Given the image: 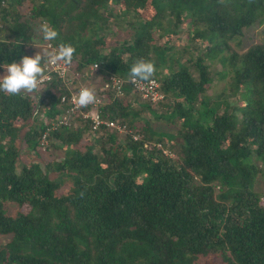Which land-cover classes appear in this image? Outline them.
<instances>
[{"label": "trees", "instance_id": "obj_1", "mask_svg": "<svg viewBox=\"0 0 264 264\" xmlns=\"http://www.w3.org/2000/svg\"><path fill=\"white\" fill-rule=\"evenodd\" d=\"M43 22L59 32L47 44L76 52L68 81L0 92V264H264V0H0V76L45 47ZM258 25L260 40L232 48ZM140 58L161 100L129 84ZM214 60L230 74L210 98ZM70 86L93 89L102 102L83 111L125 131L67 114Z\"/></svg>", "mask_w": 264, "mask_h": 264}, {"label": "clouds", "instance_id": "obj_2", "mask_svg": "<svg viewBox=\"0 0 264 264\" xmlns=\"http://www.w3.org/2000/svg\"><path fill=\"white\" fill-rule=\"evenodd\" d=\"M39 32L42 41L46 44L59 39V32L48 22L40 24ZM75 52L76 49L72 44L60 42L53 47L40 48L34 57L25 55L19 62L2 65L6 74L0 76V92L12 96L36 92L46 79L45 65L55 66L61 62L69 65ZM155 72L156 68L152 62L140 58L132 64L128 75L132 81H150ZM73 100L77 107L86 108L95 103L96 95L93 89L82 87Z\"/></svg>", "mask_w": 264, "mask_h": 264}, {"label": "built area", "instance_id": "obj_3", "mask_svg": "<svg viewBox=\"0 0 264 264\" xmlns=\"http://www.w3.org/2000/svg\"><path fill=\"white\" fill-rule=\"evenodd\" d=\"M45 47H52L50 44H45ZM97 64H93L91 67L92 69H96ZM70 66L63 64L61 62L58 65L55 66H49L45 65V73H46V79L43 80L41 84H44L48 81L51 80L53 76L59 77V78H64V79H69L68 75L70 74ZM123 83V80L118 77H111L108 82L104 84L105 88L111 89L114 93L115 96L122 95V90H121V85ZM129 84L131 85L132 89L136 92L142 95L143 98H149L151 101H158L162 99V95L157 92L158 88V83L156 82L155 79L151 78L150 81H142V80H136L132 81L129 80ZM71 87V86H70ZM82 87L80 86L78 89H75L73 91L72 87L68 89V95H64L61 97V102H65L68 104L69 108L67 110V114L73 112L74 110L81 112L82 114V119H89L91 121V130L92 131H97L98 129L101 128V126H104V128L107 129H114L116 132H122L125 131L126 127L125 125L118 124L115 121L108 120L101 118L97 112H90V113H85L82 108H79L75 105L73 97L76 96L79 92V90ZM102 101L96 98V101L94 104H101ZM96 106V105H93ZM69 121L66 117H64L62 120H60L57 123H52L48 129H55L57 126H60L61 124H68ZM42 141L46 143L45 138L43 136Z\"/></svg>", "mask_w": 264, "mask_h": 264}, {"label": "rangeland", "instance_id": "obj_4", "mask_svg": "<svg viewBox=\"0 0 264 264\" xmlns=\"http://www.w3.org/2000/svg\"><path fill=\"white\" fill-rule=\"evenodd\" d=\"M140 13L142 16L145 17L146 14L148 13V9L146 7H140ZM261 28H262V25L261 26L258 25V26H253L248 31L246 30L243 37H240L235 41H231L230 44H231L232 48H234V50H236V51L241 52V51L245 50L247 47H249L252 43L260 40L263 36L262 32H261ZM121 31L122 30L119 31V29H117L118 34H120ZM164 40H166V38H163V41ZM183 43H184V38L178 39L177 41L173 42V44L176 48H178L179 45L181 47ZM196 44H198V43L196 42ZM37 47L40 48L41 44H39ZM224 53H227V52H224ZM209 65L213 69L214 73L217 74L216 77L219 78V81L216 82L214 86H212L213 88L211 87L212 90L208 94V96L211 98L212 96H220L222 94V91L224 90V88L226 86V82L229 79L230 73L227 75H225V73H224L223 78L219 77V74H223V72H227V71L229 72L228 62L222 63L221 61L214 60ZM226 89H228V85L226 86ZM152 125H153L155 130L165 132V133H171L172 134L176 130V125L172 122H169V121L153 119ZM51 151H53V149ZM53 153L55 155L62 154L61 151H53ZM42 159L49 160V159H52V157L49 154V152H45V153L43 152ZM257 190L260 192H264V178H261L260 181L258 182ZM22 209H24V208H22ZM220 263H221L220 258H216L214 261V264H220Z\"/></svg>", "mask_w": 264, "mask_h": 264}]
</instances>
